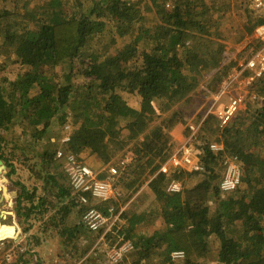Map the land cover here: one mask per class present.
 <instances>
[{"label": "trees", "instance_id": "1", "mask_svg": "<svg viewBox=\"0 0 264 264\" xmlns=\"http://www.w3.org/2000/svg\"><path fill=\"white\" fill-rule=\"evenodd\" d=\"M1 1L7 8L0 12V51H11L23 70L0 82V132L16 119L45 147L29 158L41 160L36 173L42 185L16 182L19 220L49 213L45 223L72 245L77 264H207L213 240L222 264H264V83L257 86L260 104H248L228 124L221 126L211 113L201 120L192 145L198 146L202 170L159 171L174 152L170 131L189 115L177 105L192 102L200 87L216 92L236 64H223L226 45L220 36L213 37L230 0H175L173 8L166 7V0H150L152 19L135 0ZM256 18L253 30L264 22ZM122 91L141 95V106L129 105ZM57 115L71 128L64 129L69 139L52 151L53 137L47 133ZM190 134L189 126L185 136ZM213 141L223 149H210ZM6 142L0 133V160L14 171ZM59 148L96 155L103 165L128 156L114 158L118 151L132 152L115 180L123 184V193L92 202L105 213L109 207L120 213L96 246L103 231H90L82 223L87 208L73 193L63 159L56 158ZM227 157L240 162L241 184L222 192ZM173 179L182 183L179 192L168 190ZM147 181L154 199L144 208L132 196ZM0 215L6 220L4 212ZM84 237L94 243L82 251L78 243ZM125 241L132 248L112 262L107 249ZM175 250L184 251V257L173 259ZM92 253L101 258L94 262ZM19 254L16 264H33Z\"/></svg>", "mask_w": 264, "mask_h": 264}, {"label": "rangeland", "instance_id": "2", "mask_svg": "<svg viewBox=\"0 0 264 264\" xmlns=\"http://www.w3.org/2000/svg\"><path fill=\"white\" fill-rule=\"evenodd\" d=\"M140 1L143 12H145L146 18L152 19L154 14V9L152 11L151 1L150 0H135ZM209 1V0H207ZM246 3V0H244ZM244 3L242 0H230L229 7L225 9V14L221 18L219 25L217 26V34H213V37L220 36L222 43H225V51L223 53L224 60L223 64L234 61L237 63V60L248 55L253 46H254V30L252 29L253 23L256 21L257 15L249 14L245 9ZM89 5V2L86 4ZM4 7V2H0V12L6 9ZM251 11V10H250ZM214 31V29H213ZM16 57L11 51H0V82L6 80V82L15 79L20 71L23 70V67L16 62ZM236 65V64H235ZM234 65V66H235ZM233 66V67H234ZM230 69L228 74L232 73V69ZM61 68H57L56 71H60ZM210 75V74H209ZM209 75L207 77H209ZM238 82H235L234 86H232V93L242 94L244 96V102L241 106L238 114H241L243 110L247 108L248 104H260L261 101H257L251 96L252 92H259L257 90L258 84L255 86H250L243 79H238ZM204 83H202L203 86ZM204 87H200L196 93L192 94V102L191 99L186 101V99L182 100L176 107V109L188 110L189 115L187 116L186 122L179 123L176 125L171 131V135L174 140V152L179 150L181 144L184 143L188 136H185L188 132L189 124H194L196 126H200L202 116H204V108L212 101L211 96L207 93L208 91H201ZM125 101L134 107L141 106V95L137 92H125L122 91ZM227 98H223L225 101ZM187 107H184V106ZM156 106L157 112L159 113L157 102L154 103ZM183 106V107H181ZM208 108V107H206ZM59 115L53 118L52 124L48 129L47 137L52 138V144H50L51 149L58 148L61 145L60 136H64L65 134V125H62L59 120ZM200 119V120H199ZM161 118L156 120V123H159ZM10 128L6 130H2L0 133L5 135L6 145L5 152L9 155V157L13 156L11 162L14 163V171H12L11 166H7L3 160H0V209L2 212L6 214V220L2 221V225H11L10 227L1 226L3 230L8 231L12 230V234H7L9 237L3 240V243L0 244V261L3 264H10V261H7L5 258V254L10 252L12 255L11 261L15 264L20 256L19 253H25L24 257L31 261L33 264H77L80 261L75 260L72 252V245L66 244L63 242L56 230L53 226L45 223V218L49 215H45V217L41 218L38 215V219H30L26 222H21L16 215L15 212V197L17 195V190H19V186L16 185V182L24 183L30 188L36 185H42V179L37 175L38 168L41 170V160L37 156L29 159L34 153L38 154L44 150V146H42V141L40 139H35V137H31L28 130H23L24 128L17 123L16 119H13L9 124ZM217 142V141H213ZM219 143V142H217ZM199 143H197L198 145ZM131 144H129L127 148H129ZM194 151L199 150L198 146L193 145ZM123 149L118 151L114 158H119L124 153L128 156H132L131 151H125ZM22 150H24L22 152ZM264 151V147H263ZM16 154V156L13 155ZM173 152V153H174ZM193 154V153H192ZM28 156V157H27ZM83 158L92 166L95 170L100 171L105 168L106 165H103L99 158L96 155H89L86 152L82 153ZM198 156V155H197ZM197 156L194 154L191 156V160H198ZM199 158V156H198ZM241 165V164H240ZM224 171L226 169L225 160L223 161ZM242 167V166H241ZM53 168V167H52ZM189 168V166H188ZM52 170V169H51ZM174 170V169H171ZM170 170V171H171ZM187 171H191L189 169H184ZM193 181H198V177L194 178ZM148 181L144 183L132 196V202L136 201L139 203L140 207H147L154 199V194L150 191L147 185ZM117 191L121 194L123 193V184L116 185ZM132 190L129 191L131 194ZM139 196L140 199H134ZM134 199V200H133ZM131 201V200H130ZM119 203L121 200L119 199ZM35 216V215H34ZM157 225H160V221L156 222ZM14 226V227H12ZM29 227L28 230L25 228ZM5 232V231H4ZM3 232V233H4ZM9 233V232H8ZM99 240V239H98ZM98 242V241H97ZM97 242H93V240L88 239V237H84V239L79 240L78 247L83 251V247L88 245H97ZM212 243V242H211ZM7 244L10 246L7 247ZM212 252L210 254V259L207 264H222L218 260L217 250L215 249L216 244L213 240ZM104 245V244H103ZM105 246V247H104ZM104 249L108 245H104ZM93 249V247H92ZM88 254L84 256L86 258ZM4 256V258H3ZM92 260L97 262V259H100V253H92ZM82 258V260L84 259ZM132 259V256H129V261ZM12 263V264H14Z\"/></svg>", "mask_w": 264, "mask_h": 264}, {"label": "built area", "instance_id": "3", "mask_svg": "<svg viewBox=\"0 0 264 264\" xmlns=\"http://www.w3.org/2000/svg\"><path fill=\"white\" fill-rule=\"evenodd\" d=\"M175 0H166V7L173 8ZM249 9L257 16L264 19V0H246ZM254 46L251 52L237 60L236 65L232 69V73L228 74L221 82L219 89L216 92L207 93L211 96V102L204 113L202 121L209 113L215 114L221 126L228 124L239 112L244 102L242 94H233L232 86L238 79H243L250 86H255L259 82L264 83V22L258 24L254 28ZM251 96L258 99L259 93L252 92ZM227 98L223 101V98ZM191 134L181 144L179 150L172 153L168 160L160 167L159 171L168 173L171 169H189L202 170L203 166L198 158L199 150L194 151L192 145V137L197 132L198 126L189 124ZM65 129H70L71 125L66 124ZM69 139L68 133L65 132L61 138L62 143ZM210 149L213 151H220L223 149L222 143H210ZM197 156L198 160H191L193 154ZM56 158L63 159V167L69 178L70 186L75 194L80 205L87 209L81 217L84 226L93 232L103 231L97 244L102 241L105 233L114 225L119 219L120 213H114L113 207H109L108 212L105 213L100 210L92 202H104L116 197L118 194L115 184L116 176L120 173V166H125L130 157L126 156L119 160V164H108L103 170L97 171L92 166L87 164L83 156L74 152H66L63 148H59L56 152ZM226 169L224 176L220 182V189L222 192H229L235 190L241 184L242 167L236 157H227L225 159ZM189 166V168H188ZM106 171L103 177L100 173ZM182 189V183L178 180H171L168 185V190L172 192H179ZM124 207L121 209L123 210ZM2 210L0 209V214ZM0 215V227L2 225ZM7 237L0 238V244ZM132 248L130 241H125L117 248H108L112 262H119L122 259L123 253H127ZM173 259H180L184 257V251L175 250L171 254ZM6 260L11 261L12 255L10 252L6 253ZM0 264H3L0 261Z\"/></svg>", "mask_w": 264, "mask_h": 264}, {"label": "bare ground", "instance_id": "4", "mask_svg": "<svg viewBox=\"0 0 264 264\" xmlns=\"http://www.w3.org/2000/svg\"><path fill=\"white\" fill-rule=\"evenodd\" d=\"M2 226V225H1ZM5 231V232H4ZM4 232V233H3ZM9 232V233H8ZM7 234H12V230L9 229L8 231L6 230H3L2 228L0 229V238H3V237H9Z\"/></svg>", "mask_w": 264, "mask_h": 264}]
</instances>
